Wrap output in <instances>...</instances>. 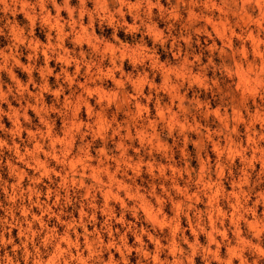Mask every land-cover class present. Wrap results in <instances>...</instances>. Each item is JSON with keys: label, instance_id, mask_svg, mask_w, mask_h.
<instances>
[{"label": "rangeland", "instance_id": "1", "mask_svg": "<svg viewBox=\"0 0 264 264\" xmlns=\"http://www.w3.org/2000/svg\"><path fill=\"white\" fill-rule=\"evenodd\" d=\"M0 264H264V0H0Z\"/></svg>", "mask_w": 264, "mask_h": 264}]
</instances>
